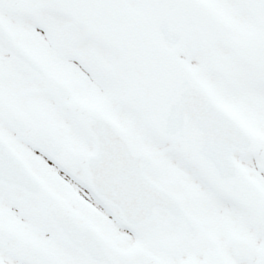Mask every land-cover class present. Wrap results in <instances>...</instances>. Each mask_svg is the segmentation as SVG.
<instances>
[{"label":"snow or ice","instance_id":"1","mask_svg":"<svg viewBox=\"0 0 264 264\" xmlns=\"http://www.w3.org/2000/svg\"><path fill=\"white\" fill-rule=\"evenodd\" d=\"M0 264H264V0H0Z\"/></svg>","mask_w":264,"mask_h":264}]
</instances>
